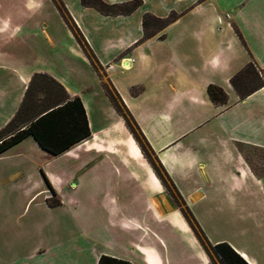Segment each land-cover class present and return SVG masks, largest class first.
Segmentation results:
<instances>
[{"label": "crops", "instance_id": "1", "mask_svg": "<svg viewBox=\"0 0 264 264\" xmlns=\"http://www.w3.org/2000/svg\"><path fill=\"white\" fill-rule=\"evenodd\" d=\"M61 1L100 76L52 0H0V130L46 74L81 101L90 131L58 155L33 137L0 155V264H212L103 84L209 243L264 264V163L249 158L264 155V87L240 99L230 83L252 61L264 68V0H140L126 15ZM145 15L175 19L147 36Z\"/></svg>", "mask_w": 264, "mask_h": 264}, {"label": "trees", "instance_id": "2", "mask_svg": "<svg viewBox=\"0 0 264 264\" xmlns=\"http://www.w3.org/2000/svg\"><path fill=\"white\" fill-rule=\"evenodd\" d=\"M52 1L61 18L71 30L83 53L100 76L99 70L101 67L93 51L69 15L63 2L61 0ZM80 1L84 7L94 8L105 15L130 14L141 5L140 0H135L123 5H108L102 0ZM110 9H118L119 12L112 13L108 11ZM174 19L175 16L162 20L151 15H145L143 17V28L148 36L149 33L147 31L151 26V22L159 23L161 29ZM258 70L259 67L252 61L230 80L232 87L240 99H244L264 87V78L260 76L261 74L257 72ZM103 87L114 109L124 119L145 157L167 188L174 205L180 209L189 227L206 251L211 263L214 264L213 260L215 259L219 264H248L227 243H219L214 246L209 243L184 200L171 183L169 177H167L163 167L154 157L148 142L117 92L107 84H103ZM36 90L37 94H40L42 99L37 97V94L35 95ZM207 94L214 104L224 105L227 102L225 92L217 86H208ZM89 135L90 131L81 101L78 98L70 99L65 89L50 76L46 74H35L31 78L15 116L0 130V155L27 137H33L41 148L51 154L58 155L68 150L76 143L86 139ZM59 204L58 200L53 203H48L50 206H57ZM99 264L127 263L102 257Z\"/></svg>", "mask_w": 264, "mask_h": 264}, {"label": "rangeland", "instance_id": "3", "mask_svg": "<svg viewBox=\"0 0 264 264\" xmlns=\"http://www.w3.org/2000/svg\"><path fill=\"white\" fill-rule=\"evenodd\" d=\"M13 3V2H12ZM9 4H11V2L10 1H8V5ZM126 8V7H125ZM124 8V9H125ZM104 10H106V9H104ZM109 12H112V13H118L119 11H118V9H110V10H108ZM158 28H160V24L159 23H154V22H151V26L149 27V29H148V33H151V32H153V31H155V30H157ZM257 72H259L261 75V77L262 78H264V68H259V70L257 71ZM37 94V90L35 91V95ZM37 97H40V99H42L41 98V96H40V94H37ZM249 158H250V160H251V162L253 163V164H260V161L261 162H263L264 163V155H262V154H258V156L256 155V154H254L253 152L252 153H250L249 154ZM32 212H33V207L31 208V210H30V212H26L25 214H24V219L22 220V225H23V227L25 228V229H28V228H30V223H31V218H32ZM213 263L214 264H218L217 263V261L214 259L213 260Z\"/></svg>", "mask_w": 264, "mask_h": 264}, {"label": "built area", "instance_id": "4", "mask_svg": "<svg viewBox=\"0 0 264 264\" xmlns=\"http://www.w3.org/2000/svg\"><path fill=\"white\" fill-rule=\"evenodd\" d=\"M1 143V142H0Z\"/></svg>", "mask_w": 264, "mask_h": 264}]
</instances>
